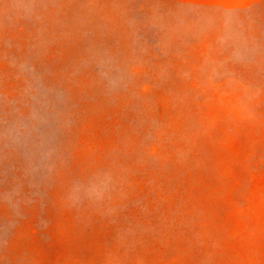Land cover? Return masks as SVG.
Wrapping results in <instances>:
<instances>
[{
    "label": "rangeland",
    "instance_id": "374dc122",
    "mask_svg": "<svg viewBox=\"0 0 264 264\" xmlns=\"http://www.w3.org/2000/svg\"><path fill=\"white\" fill-rule=\"evenodd\" d=\"M0 264H264V0H0Z\"/></svg>",
    "mask_w": 264,
    "mask_h": 264
}]
</instances>
